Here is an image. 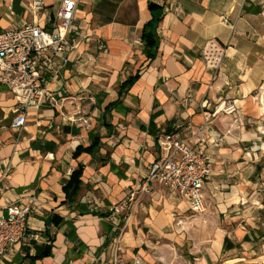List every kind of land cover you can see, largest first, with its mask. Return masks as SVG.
<instances>
[{"label":"crops","instance_id":"obj_1","mask_svg":"<svg viewBox=\"0 0 264 264\" xmlns=\"http://www.w3.org/2000/svg\"><path fill=\"white\" fill-rule=\"evenodd\" d=\"M61 1L43 0L44 10L33 16L30 0H0V30L45 29ZM73 1L79 44L47 85L51 104L30 112L20 132L10 127L15 99L0 85V215L8 204L38 202L27 219L31 237L0 264H115V254L123 264L120 253L133 264L134 252L168 241L177 203L188 212L187 204L159 186L149 194L138 188L158 156L157 136L178 127L185 137L205 127V139L217 143L204 193L223 222L201 242L189 230L171 234L174 244L192 241L195 264H211L234 248L254 249L264 232L257 221L264 218V0ZM149 4L163 11L153 61L140 42ZM210 41L227 46L219 76L201 60ZM232 103L236 115L215 114ZM94 139L96 154L73 156ZM77 168L81 173L73 174ZM132 193L137 197L127 210L112 216L109 210ZM189 212L206 223L208 213Z\"/></svg>","mask_w":264,"mask_h":264},{"label":"built area","instance_id":"obj_2","mask_svg":"<svg viewBox=\"0 0 264 264\" xmlns=\"http://www.w3.org/2000/svg\"><path fill=\"white\" fill-rule=\"evenodd\" d=\"M76 7L75 1L62 0L45 29L36 24H26L0 30V85L15 99L10 127L18 132L24 128L30 112H38L43 105L51 104L47 85L60 72L63 60L79 44L81 35L73 29ZM44 8L43 0H30L28 9L33 16ZM226 50L227 46L215 41L207 43L201 51L205 68L219 76ZM238 111L235 103L221 104L214 110L215 114L229 115H236ZM77 121L87 124L85 119ZM204 133L205 127L201 126L196 132L190 128L185 133L186 137L180 127L159 134L156 139L158 156L148 164L138 188L139 194H149L159 186L169 195L184 201L194 215L204 216L207 210L204 187L214 172L212 149L217 147L216 141L206 140ZM9 172L7 167L3 180ZM135 196L137 193H132L127 201L110 209L111 215H121ZM37 204L35 199H31L4 207L6 213L0 215V262L13 253L15 246L26 244L31 237L27 219ZM117 259L115 254V264Z\"/></svg>","mask_w":264,"mask_h":264},{"label":"rangeland","instance_id":"obj_3","mask_svg":"<svg viewBox=\"0 0 264 264\" xmlns=\"http://www.w3.org/2000/svg\"><path fill=\"white\" fill-rule=\"evenodd\" d=\"M260 107H263L262 104ZM259 125V131L262 134L261 141L264 142V117L262 120H260ZM136 197L137 196H135V198ZM206 205V213H208V217L205 220L206 223H203L201 221L198 222V220H196L189 211L186 212V206L182 202L177 203V207H175V209L178 211L179 215H177V213L173 215V222L172 219L169 218L172 222L171 224L173 228L171 226V228L166 231V233L170 234V237H167L168 241L159 240L158 244L154 242L152 248H150L148 243L149 247H143L141 254L140 252L138 254L134 252L133 264H195L192 260L189 262L187 259V256L191 258L194 256L189 253L193 251L192 241L187 240L185 241V246L183 248H178L174 244L176 240L173 239L174 237L171 234H177L182 231V233H180V235H182L184 232L189 230V232L192 234V237H196V239L198 238L199 242L204 241L205 238H210L212 235L216 234L211 231V228L220 227L223 221L221 218L217 217V213L215 212L216 204L213 201L209 200ZM228 218V221L232 220L230 219L231 217ZM258 219H262V222H260ZM263 219L264 218H261L260 216L257 217V221L260 223V230H264ZM259 236L260 238L257 241V245L254 247V249L249 251H239L234 248L233 250L235 251L231 250L226 252L222 258L218 257L216 259H211V264H264V232L262 233L260 231ZM199 242L197 244H199L202 249H206L208 247L207 242ZM119 256L123 260V264H129V259L124 257V254L120 253Z\"/></svg>","mask_w":264,"mask_h":264},{"label":"trees","instance_id":"obj_4","mask_svg":"<svg viewBox=\"0 0 264 264\" xmlns=\"http://www.w3.org/2000/svg\"><path fill=\"white\" fill-rule=\"evenodd\" d=\"M154 4H149L148 9L151 13V20L144 25L140 37L141 45L143 46V55L146 58L147 61H153L156 58L157 52H158V46H159V40L157 36V27L161 22V19L163 17V11L162 8ZM138 74L136 73L133 76H130L127 78V80L120 84L118 87V92H125L128 91V89L133 85V83L137 80ZM100 145L99 139H94L90 146L86 148H77L75 153L73 154L74 157H77L80 153H87L89 155H93L97 153L98 147ZM102 162V160L100 161ZM80 168H77L73 174H80L81 172ZM45 255H48V253H45ZM189 262L190 257L187 256Z\"/></svg>","mask_w":264,"mask_h":264}]
</instances>
